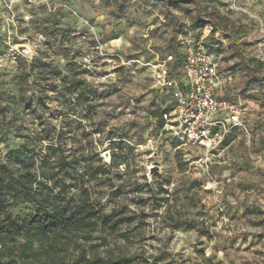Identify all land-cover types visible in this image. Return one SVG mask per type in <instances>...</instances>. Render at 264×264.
<instances>
[{
  "label": "rangeland",
  "instance_id": "1",
  "mask_svg": "<svg viewBox=\"0 0 264 264\" xmlns=\"http://www.w3.org/2000/svg\"><path fill=\"white\" fill-rule=\"evenodd\" d=\"M198 1L202 19L222 25L210 49L205 44L212 23L198 28L194 4L0 0V158L23 143L17 128L30 133L51 125L56 135L64 128L70 157L93 139L109 168L90 184L92 198L105 213L131 220L116 231L95 233L92 244L102 255H127L135 264H264V0ZM232 3L258 18L236 11ZM180 39L203 44L215 55L221 99L247 102L249 134L234 131L207 150L162 130L161 113L172 106L171 96L135 61L171 53ZM65 76L81 80L86 95L93 91V108L75 95L65 103L62 92L71 87ZM118 121L123 123H113ZM114 141L133 149L111 166L104 153L111 157ZM10 211L21 219L36 206L19 203Z\"/></svg>",
  "mask_w": 264,
  "mask_h": 264
},
{
  "label": "trees",
  "instance_id": "2",
  "mask_svg": "<svg viewBox=\"0 0 264 264\" xmlns=\"http://www.w3.org/2000/svg\"><path fill=\"white\" fill-rule=\"evenodd\" d=\"M173 2L196 5L198 28L205 29L212 23L213 30L205 46L210 49L217 45L215 34L222 30V25L202 19L198 0ZM23 62L19 59L21 69ZM70 66L69 71L73 72ZM247 66L252 69L249 62ZM44 67L52 69L57 77L62 74L52 64ZM62 80L71 86L62 92L65 103L75 95L78 103L93 108L94 93L89 90L86 95L84 89L81 91V80L76 76H65ZM42 93L47 96L48 91ZM21 98H25L24 94ZM15 131L23 143L0 158V264H135V258L127 255H102L99 246L92 244L99 229L116 231L121 224L131 222L105 213L92 198L90 184L105 176L109 168L103 164L93 139L70 157L66 155L64 128L57 135L56 126L51 125L37 127L30 133L20 128ZM114 142L117 147L111 155V166L118 163L123 152L133 149L124 141ZM74 192H78L76 196ZM19 203L34 204L36 212L21 219L14 218L10 210Z\"/></svg>",
  "mask_w": 264,
  "mask_h": 264
},
{
  "label": "built area",
  "instance_id": "3",
  "mask_svg": "<svg viewBox=\"0 0 264 264\" xmlns=\"http://www.w3.org/2000/svg\"><path fill=\"white\" fill-rule=\"evenodd\" d=\"M189 41L180 39L177 51L135 62L149 68L157 87L171 96L172 106L162 113V130L193 147L214 150L234 131L249 134L245 120L248 105L240 97L232 101L221 99L215 55L203 44ZM205 132L207 136L203 135ZM210 140L216 141L214 146H208Z\"/></svg>",
  "mask_w": 264,
  "mask_h": 264
},
{
  "label": "clouds",
  "instance_id": "4",
  "mask_svg": "<svg viewBox=\"0 0 264 264\" xmlns=\"http://www.w3.org/2000/svg\"><path fill=\"white\" fill-rule=\"evenodd\" d=\"M96 2H97V4H99L100 3V0H96ZM5 7H7V8H11L12 7V5L11 4H7V5H5ZM231 7L233 8V9H235L236 11H238V12H245V13H247V15L249 16V17H252V18H258V17H255V15H254V13L253 12H250L249 10H248V8H241V7H239L236 3H232V5H231ZM257 7H260V5H257ZM51 10V9H50ZM99 18L100 19H103V15L102 14H99ZM81 23L82 24H87V20H81ZM245 23H247V21H245ZM261 32L262 33H264V22H262L261 23ZM211 30L209 29V31L208 32H205V37H207L208 35H209V32H210ZM219 35V34H218ZM41 39H43V37H41ZM190 42V41H189ZM29 52H31V49H29ZM124 61H123V59L121 60V63H123ZM177 95H179V93H177ZM239 115V114H238ZM234 119H235V117H234ZM113 123H123V121H118V122H113ZM227 128H225L224 129V134H227ZM194 134V133H193ZM203 135H205V136H207L208 134L205 132V133H203ZM223 137L221 136V137H219L218 139H222ZM215 143H216V141H212V140H210L209 142H208V146L209 147H211V146H214L215 145ZM105 147H107V145H105ZM147 147H149V148H152L153 147V141H149L148 142V145H147ZM104 155L105 156H107V153H104ZM204 155H205V157H207V152L205 151V153H204ZM208 187H214V184H209L208 185ZM219 229L217 228V229H215V231H218ZM193 240H195V236L193 235V237H191ZM249 240H251V237L249 238ZM245 247H247V245H245ZM170 251L172 250V249H169ZM176 250H178V249H176ZM190 249L188 250V252H186L185 253V255L187 256L189 253H190ZM209 255H211V250H209ZM221 255H223L222 253H221ZM178 259V258H177Z\"/></svg>",
  "mask_w": 264,
  "mask_h": 264
},
{
  "label": "water",
  "instance_id": "5",
  "mask_svg": "<svg viewBox=\"0 0 264 264\" xmlns=\"http://www.w3.org/2000/svg\"><path fill=\"white\" fill-rule=\"evenodd\" d=\"M19 51L22 52V53H25V47H19ZM105 158H106L107 160H110V159H111L109 153H107V156H105ZM151 170H152L151 173H153V172H155V171L157 170V168L155 169V168L153 167Z\"/></svg>",
  "mask_w": 264,
  "mask_h": 264
}]
</instances>
